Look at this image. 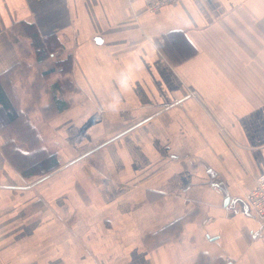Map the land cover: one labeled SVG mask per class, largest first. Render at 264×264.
Returning a JSON list of instances; mask_svg holds the SVG:
<instances>
[{
  "label": "crops",
  "instance_id": "crops-1",
  "mask_svg": "<svg viewBox=\"0 0 264 264\" xmlns=\"http://www.w3.org/2000/svg\"><path fill=\"white\" fill-rule=\"evenodd\" d=\"M27 38L48 54L29 46L50 64L40 95L52 88L63 106L44 123L47 101L19 108L23 126L49 132L56 164L41 174L4 157L13 116L0 121V203L13 198L0 264H264V220L247 202L264 171V0L154 12L142 0H0V78L14 77ZM69 112L92 128L86 141L69 139ZM12 138L34 167V137Z\"/></svg>",
  "mask_w": 264,
  "mask_h": 264
},
{
  "label": "rangeland",
  "instance_id": "rangeland-1",
  "mask_svg": "<svg viewBox=\"0 0 264 264\" xmlns=\"http://www.w3.org/2000/svg\"><path fill=\"white\" fill-rule=\"evenodd\" d=\"M49 39H46V41H48ZM45 41V42H46ZM40 44L43 46L44 48H52L53 45L52 44H44V42H40ZM29 46H30V50L34 49L36 55H40V57H45L47 54V51L42 50V47H40L39 51H37V45L35 46L34 44L29 45L28 42V38L24 41L21 40V42L16 43V47L18 49V52L20 53V57H21V62H22V66L19 64L16 67V73L14 72V77L11 78L8 76H5V78H0V89L3 90L1 92L5 93L4 94V98L5 100L9 103V104H13V106H11L13 109V115L12 113H9L8 111H0V121L4 122L6 121L10 116H13L12 121H10L6 127V130L4 131V133L8 136L9 141L5 143L4 147H1V151L4 155L5 158H7V160H9L16 168L21 169V171H25L22 170L23 168L26 169V171H33L35 168L37 170L38 174L44 173L46 171L43 172V170H41V167H44L46 165H48L49 163V157H48V151L44 148L43 146V140L42 137L44 135H46V130L44 129V127L41 128H37V135L35 134L34 130H29L28 128H26L25 126H23L24 122H19V120H23L24 118L28 119V115L26 112H22L19 110V108L21 107L24 108L26 105L28 106V104L30 105V108L33 110L34 108H38L40 105H43L46 101V103H50V107H48V112L41 110V112H39L37 115V117H41L42 122L44 123V118L46 117L47 120H51L54 119L55 116H57V114H59L60 112L55 110V101L50 102V97L48 98V94L49 91H52L51 89H47L49 90L48 93L40 95V92H43V89L48 85V83L50 82V78L48 76H45L46 74L44 73V71H47L48 67L50 66V64H46V65H41L42 68L38 67V64L34 63L30 58H29V54H31L30 50H29ZM37 48V49H36ZM54 48V47H53ZM53 48L51 50H53ZM50 49H48L50 51ZM33 50V51H34ZM32 55V54H31ZM34 55V54H33ZM57 55V54H55ZM20 62V63H21ZM20 69V70H19ZM46 69V70H44ZM15 71V70H14ZM9 81V83H8ZM63 83L64 88L66 89H72V84L71 82L65 78ZM10 89H22L23 92H21L19 95L15 94V100L12 96V94L10 93ZM26 89H37V95L32 97L28 94ZM46 89V88H45ZM21 90V91H22ZM60 91V89H59ZM15 93V91H14ZM58 96V100H59ZM34 98V99H33ZM72 103L70 102L69 104H67L69 107ZM58 106V105H57ZM37 113V111H36ZM76 112H69V123H70V128H68L66 131L67 134H69V139L71 141L74 142V144L76 143H82L84 141H86L88 138H90V136H92V128L90 126H88V123L85 121L84 123V119L82 118L80 120V122L78 123V119L76 118ZM80 119V118H79ZM17 121V125L14 124V122ZM7 123V122H6ZM22 123V124H21ZM94 123V122H93ZM85 124V125H84ZM17 126V127H15ZM85 132V137L83 138V133H78V132ZM73 133V134H72ZM49 134V132H48ZM47 134V135H48ZM81 134V135H80ZM16 139L15 140H19L22 142V139L26 140L29 143V140H31L32 137H34V141L31 140L32 142V147L33 149H36V153H35V160L36 161V165L33 167H30V169H28L27 167L29 166L28 161L25 158L22 159H18L19 154L16 153V151L18 150V148L15 147V141L13 140V138ZM38 137V138H37ZM78 137L81 139H78ZM21 138V139H20ZM38 139L39 142H37L36 139ZM28 143L25 144L24 148L28 147ZM38 143V144H37ZM76 146V145H75ZM14 147V151L13 148ZM13 152H15V155L13 154ZM24 157V156H23ZM45 158V159H44ZM5 195H10V198L13 197V194H9L7 192L3 193ZM12 200H5L2 203H0V214H8L11 209V207L13 206L12 204Z\"/></svg>",
  "mask_w": 264,
  "mask_h": 264
},
{
  "label": "built area",
  "instance_id": "built-area-1",
  "mask_svg": "<svg viewBox=\"0 0 264 264\" xmlns=\"http://www.w3.org/2000/svg\"><path fill=\"white\" fill-rule=\"evenodd\" d=\"M179 0H142L144 9L150 12L159 8L175 4ZM247 202L253 212L264 220V171L259 172L254 180V185L247 195Z\"/></svg>",
  "mask_w": 264,
  "mask_h": 264
},
{
  "label": "trees",
  "instance_id": "trees-1",
  "mask_svg": "<svg viewBox=\"0 0 264 264\" xmlns=\"http://www.w3.org/2000/svg\"><path fill=\"white\" fill-rule=\"evenodd\" d=\"M53 98V101H55V103L58 105L59 104V109H61L62 108V102H60V100H58V97H55V96H53L52 97ZM2 104H4V106H5V102H3V100H2ZM9 113H12L11 111L9 112ZM48 157H49V163H48V165L46 166V168H47V170H48V168L50 169V168H53L54 166H55V164H56V161H55V155H54V153L53 154H49L48 155ZM45 159V158H44ZM46 168H45V166L44 167H41V170H46Z\"/></svg>",
  "mask_w": 264,
  "mask_h": 264
},
{
  "label": "water",
  "instance_id": "water-1",
  "mask_svg": "<svg viewBox=\"0 0 264 264\" xmlns=\"http://www.w3.org/2000/svg\"><path fill=\"white\" fill-rule=\"evenodd\" d=\"M226 198L224 199V201H226L227 200V196H225Z\"/></svg>",
  "mask_w": 264,
  "mask_h": 264
}]
</instances>
